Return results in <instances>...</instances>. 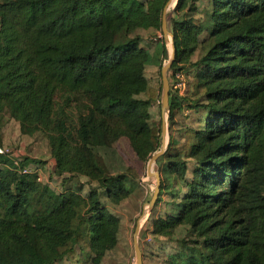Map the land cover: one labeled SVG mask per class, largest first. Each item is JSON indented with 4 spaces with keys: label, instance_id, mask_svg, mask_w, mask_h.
I'll return each instance as SVG.
<instances>
[{
    "label": "trees",
    "instance_id": "trees-1",
    "mask_svg": "<svg viewBox=\"0 0 264 264\" xmlns=\"http://www.w3.org/2000/svg\"><path fill=\"white\" fill-rule=\"evenodd\" d=\"M197 1L177 0L170 20L169 70L191 81L188 98L169 93L168 119L187 104L203 122L157 159L171 209L149 234L177 244L168 264H264V0H209L196 17ZM167 2L0 0V129L8 117L21 135L42 133L60 178L55 189L30 167L41 160L0 154V264H74L79 253L101 264L116 247L109 204L129 198L134 170L104 172L97 149L125 138L146 161L160 146L140 98L156 92L139 31L161 30Z\"/></svg>",
    "mask_w": 264,
    "mask_h": 264
},
{
    "label": "rangeland",
    "instance_id": "rangeland-1",
    "mask_svg": "<svg viewBox=\"0 0 264 264\" xmlns=\"http://www.w3.org/2000/svg\"><path fill=\"white\" fill-rule=\"evenodd\" d=\"M176 1L174 2V6ZM170 2L171 0H168L164 10V23L169 33H171L170 20L173 17L174 9V6L169 9ZM195 7L196 11L192 15L199 17L209 9V0H198L195 3ZM139 34L142 38V43L147 45L153 54L152 62L146 66L145 77L148 87L156 92L153 99H150L147 94H142L140 98L149 101L151 122L160 131V146L153 154L158 153L162 148L163 154L171 139H181L185 127H197L202 124L204 113L184 104L180 113L175 117L174 124L173 121H169V93H178L174 88V85L179 81L176 75L183 78L185 89L182 96L185 97L187 95V85L191 81L189 72L185 70L178 71L172 77L171 71H167L165 77L169 90L168 105L166 108H162V68L171 59L173 41L171 37L165 38L162 30H141ZM195 58L196 56L192 58L193 61ZM17 129H19L18 124L14 120L5 117L4 124L0 129V136L1 138L3 137L1 130H4L10 144H2L3 147L19 149V145L13 143V140L14 142L17 141L15 137ZM33 137L32 148L39 152V154L36 153L37 155H35L39 157L38 160H41L43 156L48 154V139L40 132L34 134ZM152 155L146 161L139 160L125 138L117 140L111 148L97 149L96 161L104 172H122L128 167L134 170L131 176L127 175L126 187L131 191L129 198L118 205L109 204V208L120 219V229L116 247L106 254L101 264H135V232L138 227L137 242L141 255V264H168L169 255L175 253L178 249L175 241L164 237H154L149 234L153 219L164 216L171 209V206L166 204L168 201H171V196L166 193V190L160 189L161 180L165 178V173L161 172L162 162H157V158L155 161L148 163ZM51 186L59 189L60 178H54L51 181ZM180 186V183L173 179L172 187L178 188ZM151 202L152 205L149 207ZM184 233L183 228L180 227L176 230L174 237H182ZM73 263L91 264L90 254L79 253V260Z\"/></svg>",
    "mask_w": 264,
    "mask_h": 264
},
{
    "label": "crops",
    "instance_id": "crops-1",
    "mask_svg": "<svg viewBox=\"0 0 264 264\" xmlns=\"http://www.w3.org/2000/svg\"><path fill=\"white\" fill-rule=\"evenodd\" d=\"M1 133L3 135L2 144H10L7 136H5L7 134L4 133V130H1ZM15 137H16L17 141L14 142V140H13V143L19 145L18 148H19V151L21 152L22 156L23 157H29L30 159L38 160L39 157L36 155L39 154V152L36 149L33 150L32 145H31L34 137L21 135L19 133V129L16 130ZM41 161L43 163H40V164L30 163V167L32 169L35 168V170L38 171V174L40 176V179H42V181L51 184V181L54 178H59V177H57L53 173V161L50 159L49 151H48L47 155L43 156ZM57 264H67V263L66 262H59Z\"/></svg>",
    "mask_w": 264,
    "mask_h": 264
},
{
    "label": "water",
    "instance_id": "water-1",
    "mask_svg": "<svg viewBox=\"0 0 264 264\" xmlns=\"http://www.w3.org/2000/svg\"><path fill=\"white\" fill-rule=\"evenodd\" d=\"M164 10H165V7H164L163 13H162L161 30H162L165 38L171 37V39L173 41L172 34L169 33V32H167V30H166V26H165V23H164V17H165ZM174 54H175V52H174V46L172 44L171 59L162 68V75H163V81H162V88H163V92H162V108H166L167 105H168V91L169 90H168V83H167V79H166L165 75H166L167 71L170 69V67L172 65V62H173V59H174ZM162 151H163V148L158 153L153 154L152 157L149 159V162L148 163H151V162L155 161L162 154ZM151 205H152V202L149 204V207ZM138 232H139V227L137 228V230L135 232V260H136L135 261V264H141V255H140V252H139L138 242H137L138 241Z\"/></svg>",
    "mask_w": 264,
    "mask_h": 264
},
{
    "label": "built area",
    "instance_id": "built-area-1",
    "mask_svg": "<svg viewBox=\"0 0 264 264\" xmlns=\"http://www.w3.org/2000/svg\"><path fill=\"white\" fill-rule=\"evenodd\" d=\"M176 78L179 80L175 85H174V88L177 90V94L178 95H183V90L185 89V83L183 81V78L181 76H177L176 75ZM0 154H7L9 155V157L15 159V160H18L22 154L21 152L19 151V149H12V148H8V147H3V146H0ZM21 172H30L31 170L29 169H19Z\"/></svg>",
    "mask_w": 264,
    "mask_h": 264
},
{
    "label": "bare ground",
    "instance_id": "bare-ground-1",
    "mask_svg": "<svg viewBox=\"0 0 264 264\" xmlns=\"http://www.w3.org/2000/svg\"><path fill=\"white\" fill-rule=\"evenodd\" d=\"M174 2L175 0H171V2L169 3V9L172 8L174 6ZM164 144H165V140H164Z\"/></svg>",
    "mask_w": 264,
    "mask_h": 264
}]
</instances>
